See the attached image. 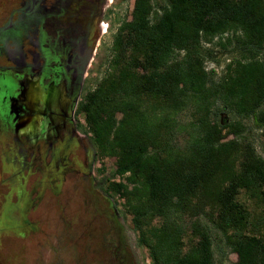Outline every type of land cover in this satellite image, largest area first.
<instances>
[{
	"label": "trees",
	"instance_id": "16d2710c",
	"mask_svg": "<svg viewBox=\"0 0 264 264\" xmlns=\"http://www.w3.org/2000/svg\"><path fill=\"white\" fill-rule=\"evenodd\" d=\"M215 44L234 54L217 78L204 66ZM105 67L78 111L150 264H215L212 232L235 264H264V232L237 199L264 202L242 122L264 136V0H132Z\"/></svg>",
	"mask_w": 264,
	"mask_h": 264
},
{
	"label": "flooded vegetation",
	"instance_id": "af4514ba",
	"mask_svg": "<svg viewBox=\"0 0 264 264\" xmlns=\"http://www.w3.org/2000/svg\"><path fill=\"white\" fill-rule=\"evenodd\" d=\"M111 2L0 0V147L20 172L47 182L92 173L78 105L101 64Z\"/></svg>",
	"mask_w": 264,
	"mask_h": 264
},
{
	"label": "rangeland",
	"instance_id": "374dc122",
	"mask_svg": "<svg viewBox=\"0 0 264 264\" xmlns=\"http://www.w3.org/2000/svg\"><path fill=\"white\" fill-rule=\"evenodd\" d=\"M109 7L110 17L102 21L107 33L96 58L101 64L91 76L93 85L105 72L116 27L130 18L132 0H112ZM230 49L211 47L212 60L204 66L214 70V78L234 56ZM80 118L83 127L81 113ZM242 122L244 135L264 159V136L250 119ZM83 133L90 143L84 127ZM1 151L0 147V264H150L147 251L136 244L135 229L121 200L104 192L105 179H120L112 158L96 159L89 175L47 182L32 170L14 168ZM237 199L254 224L251 230L262 234L264 202H255L243 192ZM212 239L215 264H235L236 257L223 248L221 235L212 232Z\"/></svg>",
	"mask_w": 264,
	"mask_h": 264
}]
</instances>
